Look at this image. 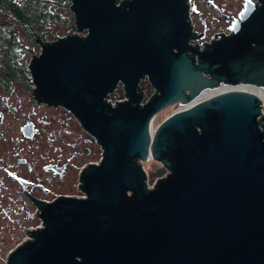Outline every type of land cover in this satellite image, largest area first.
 Returning <instances> with one entry per match:
<instances>
[{
	"label": "water",
	"instance_id": "water-1",
	"mask_svg": "<svg viewBox=\"0 0 264 264\" xmlns=\"http://www.w3.org/2000/svg\"><path fill=\"white\" fill-rule=\"evenodd\" d=\"M70 1L76 32L39 38L29 61L34 98L73 113L102 160L86 199L27 192L44 227L8 264H264V0L204 47L187 0ZM152 156L171 172L147 190Z\"/></svg>",
	"mask_w": 264,
	"mask_h": 264
},
{
	"label": "flooded vegetation",
	"instance_id": "flooded-vegetation-1",
	"mask_svg": "<svg viewBox=\"0 0 264 264\" xmlns=\"http://www.w3.org/2000/svg\"><path fill=\"white\" fill-rule=\"evenodd\" d=\"M250 2L261 4L259 0ZM187 3L189 21L193 32L197 31L194 36L204 34L191 39L190 44L201 47L219 31L230 34V26L241 19L246 9V0ZM3 67L0 64V261L8 260L17 247L33 239V233L28 232L37 231L33 228L42 220L38 214L43 209L32 197L46 204L60 197L79 198L73 187L80 189L84 170L98 165L103 155L102 146L73 113L62 105L39 104L34 98L36 85L28 65L20 74L21 82L19 77L4 78L7 73ZM145 81L148 80L140 85L147 100ZM18 84L27 90L26 100L17 94ZM114 95L117 97L119 91Z\"/></svg>",
	"mask_w": 264,
	"mask_h": 264
},
{
	"label": "trees",
	"instance_id": "trees-1",
	"mask_svg": "<svg viewBox=\"0 0 264 264\" xmlns=\"http://www.w3.org/2000/svg\"><path fill=\"white\" fill-rule=\"evenodd\" d=\"M57 4L69 7L70 0H0V64L7 73L4 78L22 77L28 63L22 61L21 55L32 44H39V38L51 41L50 37H59L46 29L52 21L69 22L55 9ZM164 171L162 167L157 175Z\"/></svg>",
	"mask_w": 264,
	"mask_h": 264
},
{
	"label": "rangeland",
	"instance_id": "rangeland-1",
	"mask_svg": "<svg viewBox=\"0 0 264 264\" xmlns=\"http://www.w3.org/2000/svg\"><path fill=\"white\" fill-rule=\"evenodd\" d=\"M70 3H71V1H70ZM55 9L58 10L64 18L68 17L69 22L64 23V22L52 21V22L47 24L46 29L49 31L51 30V32L56 33L57 36H59V37L75 33L76 29H75L74 13L70 9V6L65 7V6H61V5L57 4V5H55ZM0 32H1V28H0ZM85 33H86V31H85ZM50 38H51L50 40L54 39V37H50ZM29 48H30V50L23 51V54L21 55V59L23 62L29 63V61L31 60V58L33 56V53L39 54L41 51L40 43L39 44H32ZM20 78L21 77H19L18 79L21 82ZM145 85H147L146 92L150 96L153 92V88H152L151 84L149 83V81H145ZM116 90L119 91V95H120L117 97H119V98L123 97L124 91H123L122 87L119 86V87H117ZM17 92H18L17 93L18 95H21L23 97V99L26 100V96L28 95V92H27V90H25L22 87V85H20V84L17 85ZM179 110H183V108L180 106V103H175V104H172V105L164 108L161 112H159L156 116L155 130L157 129L158 125L162 121H164L168 116H170L175 111H179ZM99 156H101L100 153H99ZM145 167L147 168V170L149 172L150 181L154 182L158 179L159 176L157 177V174L159 173L160 169L163 166H162L161 162L154 159V160H150L149 162H147L145 164ZM163 173H165V171ZM163 173H161V174H163ZM73 189L78 195L81 193V190L77 186H74ZM0 264H8L7 259L4 258L3 261H0Z\"/></svg>",
	"mask_w": 264,
	"mask_h": 264
},
{
	"label": "built area",
	"instance_id": "built-area-1",
	"mask_svg": "<svg viewBox=\"0 0 264 264\" xmlns=\"http://www.w3.org/2000/svg\"><path fill=\"white\" fill-rule=\"evenodd\" d=\"M84 35L85 34H87V33H83ZM118 96H120V95H118ZM128 98L127 97H125V95H124V93H123V97H115L114 96V94H111L110 95V97L107 99L109 102H111L112 103V105L113 106H115L117 103L116 102H122V101H125V100H127ZM146 101V98H145V100H144V102ZM143 102V103H144ZM262 110H263V114H264V105H263V107H262ZM150 160H154V157L152 156L151 157V159ZM150 160H147V161H144V160H142V159H139V162H140V164L143 166V168H144V171H145V174H146V180H145V185H146V188H147V190H153V189H155L156 188V186H157V182H158V179L159 178H162V177H165V176H167L171 171L165 166V165H163L162 164V166H163V168L165 169V173H163L162 175H159V177H158V175H157V177H158V179L156 180V181H154V182H151L150 181V175H149V172H148V170H147V168L145 167V164L147 163V162H149ZM100 163V162H99ZM78 197L79 198H83V199H86L87 198V195H86V193L85 192H83V191H81V193L78 195ZM41 222V223H40ZM39 223L40 224H37L33 229H35V230H38V229H42L43 227H44V223H43V220H41ZM30 240H32V239H30Z\"/></svg>",
	"mask_w": 264,
	"mask_h": 264
},
{
	"label": "bare ground",
	"instance_id": "bare-ground-1",
	"mask_svg": "<svg viewBox=\"0 0 264 264\" xmlns=\"http://www.w3.org/2000/svg\"><path fill=\"white\" fill-rule=\"evenodd\" d=\"M220 87H223V85H221ZM262 89H264V87H262ZM261 102H263L264 105V101L260 100ZM181 106V105H180ZM184 110V109H183ZM180 111V110H179ZM156 132V130L154 131V133Z\"/></svg>",
	"mask_w": 264,
	"mask_h": 264
}]
</instances>
